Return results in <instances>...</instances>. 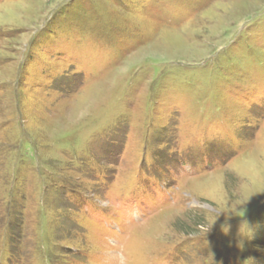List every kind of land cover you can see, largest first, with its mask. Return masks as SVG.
Instances as JSON below:
<instances>
[{
  "label": "rangeland",
  "instance_id": "374dc122",
  "mask_svg": "<svg viewBox=\"0 0 264 264\" xmlns=\"http://www.w3.org/2000/svg\"><path fill=\"white\" fill-rule=\"evenodd\" d=\"M0 264H264V0H0Z\"/></svg>",
  "mask_w": 264,
  "mask_h": 264
}]
</instances>
